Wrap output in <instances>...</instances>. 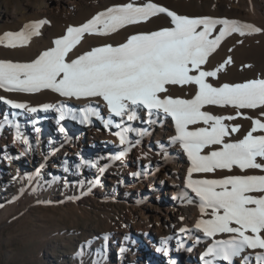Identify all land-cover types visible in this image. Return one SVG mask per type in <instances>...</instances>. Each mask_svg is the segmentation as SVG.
<instances>
[{"label": "snow or ice", "instance_id": "obj_1", "mask_svg": "<svg viewBox=\"0 0 264 264\" xmlns=\"http://www.w3.org/2000/svg\"><path fill=\"white\" fill-rule=\"evenodd\" d=\"M161 13L171 18L172 27L133 34L118 46L104 44L67 59L85 34L108 36L126 26L147 22ZM45 23L48 22L37 21L26 24L21 31L5 32L0 36V45L7 48L26 46L33 36L40 34L39 28ZM217 25H221L218 34L210 38ZM260 31L253 25L234 20L189 18L152 2L142 6L130 2L99 12L79 27L69 26L65 35L52 42L53 47L42 51L30 62L0 60V89L23 94L50 90L61 97L103 101L109 114L107 119L91 105L78 111L63 105L44 104L41 107L44 111L58 112L57 122L70 116L81 124H88L90 118L95 117L103 121L106 129H117L111 134L118 139L121 150L108 157L113 162L122 160L148 134L147 129L134 128L130 123L139 118L142 110L148 116L144 123L150 126L157 123L161 115L170 117L175 129L171 143L178 144L190 161L185 186L197 198L200 213L194 227L212 240L201 254V261L203 264H234V259L240 257L242 264H251L253 257L242 256V253L253 250L255 264H264V175L192 178L194 173L232 172L234 168L241 173L250 169L264 172V122L245 116V119H251V129L236 142H229L227 138L239 132L240 126L229 127L224 123L241 116V109H260V115L264 116V79L215 87L208 78H217L218 72L230 64L231 59L214 70L202 67L226 36L233 33L251 35ZM169 86H195V93L191 98L173 97L167 94ZM0 100L12 109L30 113L38 111L24 103L3 97ZM209 105L231 107L236 110V116H216L204 111ZM8 123L10 121L5 116L0 128ZM196 125L202 126L190 127ZM15 128L14 139L26 145L20 152L24 156L31 145L20 131L19 124ZM59 130L61 133L65 131L63 127ZM130 133L138 139L130 140ZM209 148L212 150L205 152ZM161 151H164L163 146ZM164 160H168L166 152ZM84 163L88 162L81 160V164ZM90 166L96 167L97 164L91 162ZM107 166L100 167L99 172L103 173ZM133 175L139 176L140 173ZM26 178L29 181L34 179L32 176ZM173 199L183 201L186 197L180 194ZM188 202L192 203V200ZM179 232L190 236L189 229L182 227ZM222 235L229 238L216 239ZM196 242L199 243L198 238ZM167 244L168 240L164 239L162 250L165 254ZM178 247L182 248L183 244Z\"/></svg>", "mask_w": 264, "mask_h": 264}, {"label": "rangeland", "instance_id": "obj_2", "mask_svg": "<svg viewBox=\"0 0 264 264\" xmlns=\"http://www.w3.org/2000/svg\"><path fill=\"white\" fill-rule=\"evenodd\" d=\"M103 1L0 0V36L21 31L26 24L48 22L41 25L40 34L33 36L26 46L0 45V60L30 62L53 47L54 39L65 35L69 26L79 27L97 13L127 4L128 0L115 5H106ZM231 6L238 9V0H233ZM13 14L19 17L13 19ZM158 22L161 24L164 20ZM126 33L127 30H121L103 37L85 34L67 59L76 58L77 51L125 38ZM243 40L235 37L222 44L218 57L229 56L233 63L224 79L242 81L247 75L259 73L255 67L264 58V37L255 35ZM52 95L58 94L50 90L23 94L0 89V97L38 109L35 113L12 109L0 100V123L5 116L10 121L0 128V264H186L182 259L170 263L163 253L153 251L154 241L142 238L134 225L139 215L153 205L152 197L144 198L143 188L153 181L155 164L170 151L165 143V137L172 136L170 117L161 115L157 123L144 125L142 110L139 118L130 123L134 128L147 129L148 134L122 160L113 162L108 157L121 150L118 139L111 134L117 129H106L103 121L95 117L88 124H81L70 116L57 122L58 112L44 111L41 107L63 105L78 111L91 105L107 119L105 106L94 98L67 100L60 96L62 99L47 102ZM16 124L31 145L24 156L20 152L26 145L14 139ZM61 127L65 129L63 133L59 130ZM129 138L138 139L134 133ZM102 139L110 146L106 155L99 153ZM81 160L88 163L81 164ZM91 162L97 166L91 167ZM106 165L105 171L99 172ZM172 165L170 170L180 183L185 163L177 158ZM22 166L24 170L17 172ZM34 169H41L36 177ZM28 176L34 179L29 181ZM182 205L190 207L185 201Z\"/></svg>", "mask_w": 264, "mask_h": 264}, {"label": "bare ground", "instance_id": "obj_3", "mask_svg": "<svg viewBox=\"0 0 264 264\" xmlns=\"http://www.w3.org/2000/svg\"><path fill=\"white\" fill-rule=\"evenodd\" d=\"M121 0H104V4L115 5L116 2H120ZM130 3V0H128ZM126 1V3H128ZM134 1V4H140L145 2H152L157 4L165 5L164 8L169 11L174 12L180 16H186L189 18H201V17H210L213 19H227L238 21L241 24H250L256 28L261 29L260 32L253 33L251 35L241 36L238 33H233L229 36H226L217 47V49L209 56L208 62L202 67L205 70H214L220 64L224 63L230 57L219 58L218 55L221 51V47L224 41L227 39H234L235 37H240L243 39H248L249 37L262 36L264 37V0H238L239 8H232L231 4L233 0H222L217 3L216 0H131ZM124 3V2H123ZM118 4V3H117ZM108 5V6H109ZM120 5V4H119ZM117 6V5H116ZM141 6V5H140ZM160 6V5H159ZM107 7V6H106ZM110 7V6H109ZM113 7V6H111ZM34 10L35 8H31ZM19 17V14H13L11 18L16 19ZM159 20H164L163 23L159 24ZM171 18L168 17L165 13L158 14L157 16L151 17L147 22H142L136 25H129L123 29L118 30L117 32L108 35L112 36L119 33L121 30H127V36L125 38H119L117 41L112 43H99L102 46L104 44H111L113 46H118L119 44L125 42L128 36L137 34V33H147L152 31H157L162 28L171 27ZM221 26V25H220ZM220 27L219 25L213 30V36L210 38H214L216 34H218ZM66 32V31H65ZM103 37V36H102ZM58 38V37H57ZM261 38V37H260ZM55 40V39H54ZM244 41V40H243ZM264 41V40H263ZM264 44V43H263ZM96 46V47H99ZM262 46V45H261ZM264 46V45H263ZM263 48V47H262ZM91 49L77 51V56L81 55ZM260 50V49H259ZM264 52V50H262ZM261 52V51H259ZM262 54V53H261ZM260 55V54H259ZM264 55V53H263ZM261 56V55H260ZM232 58V57H231ZM232 61V60H231ZM255 63V62H254ZM261 63V64H260ZM260 66L258 68L259 73L255 75H247L242 78V81H229L231 78L224 79L226 75L231 71L229 67L233 64H227L223 70L218 72L217 78H208V82L213 84L215 87H219L225 83L227 84H237L244 83L250 80L255 79H264V58L262 62H260ZM255 65V64H254ZM248 66V65H247ZM244 69V68H243ZM249 69V68H248ZM227 78V77H226ZM170 91L167 93L173 97H181V98H191L195 93V86H169ZM49 103H52L56 100L62 99L58 95H52L48 97ZM73 98H67V100H71ZM97 101V98H94ZM104 105L103 101H99ZM105 106V105H104ZM106 108V106H105ZM108 113L107 108L105 109ZM204 111H208L216 116H224V115H232L236 116V110L231 107H217V106H206ZM242 115L237 116L234 120L224 121L229 127L233 125H239L240 130L237 133L232 134L228 137L229 142H236L239 139H242L245 134L251 129V119H245V116L251 117L253 119H261L264 122V116L260 115L261 110H249V109H241L239 110ZM144 112L145 121L148 119L146 112ZM171 134L175 135L174 123L171 120ZM145 123L144 125H146ZM143 125V126H144ZM202 125L190 126V127H199ZM260 133H254V135H258ZM165 137V143H167L170 151L167 154L168 160H160L155 164L153 168L154 179L149 182L144 189V198L148 199L152 197L154 199L152 207L147 209L144 213L142 212L139 215L138 223H134L137 228L136 233L141 234V237L146 240L154 241L153 251L158 253H163L168 260V262H174L175 260H183L186 264H203L200 259L201 254L205 251V249L212 243V240L209 238H205L203 233L196 230L194 225L197 219L200 218L199 208H198V200L195 198L194 194L190 192L189 189L185 186V180L187 176V169L190 167V161L187 158L186 153L179 147L178 144L171 143V137ZM107 142V141H106ZM105 140H100V154H105L109 149V144H106ZM218 147V146H213ZM212 149H205V152L211 151ZM106 155V154H105ZM103 156V155H101ZM180 158L184 163V172L181 178L180 183L175 181L174 176L170 169L173 167V162ZM49 163V162H48ZM46 165V164H45ZM47 166V165H46ZM25 167H19L17 172H22ZM41 169H34L33 176H38V173ZM264 175V172H261L258 169H250L246 170L244 173H241L239 169L234 168L232 172H228L226 170H217L215 173H194L193 179H221L228 175ZM184 194L187 204H190V207H184L182 205V200L173 199L174 196ZM259 195V194H254ZM192 200V203L188 201ZM146 209V208H145ZM184 219L181 220L180 218ZM186 228L190 230V236L186 234H181L179 232L180 228ZM139 230V231H138ZM197 238L199 239V243L196 242ZM229 238L227 235H222L216 237V239H227ZM164 239L168 240L167 254L162 250L163 245L162 241ZM146 243V241H145ZM182 243L183 247H178V245ZM260 251V250H256ZM251 255L253 257L251 264H255L254 255L255 252L253 250H246L242 253V256ZM234 264H242V259L240 257L234 259Z\"/></svg>", "mask_w": 264, "mask_h": 264}]
</instances>
